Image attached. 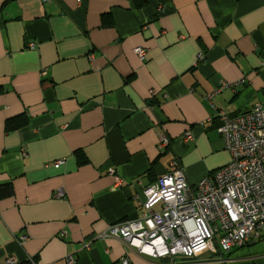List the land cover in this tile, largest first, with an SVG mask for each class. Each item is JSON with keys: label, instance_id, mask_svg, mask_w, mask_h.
<instances>
[{"label": "crops", "instance_id": "1", "mask_svg": "<svg viewBox=\"0 0 264 264\" xmlns=\"http://www.w3.org/2000/svg\"><path fill=\"white\" fill-rule=\"evenodd\" d=\"M223 83L217 110L264 104V0H0V264H264V232L173 260L99 236L175 162L194 191L231 161Z\"/></svg>", "mask_w": 264, "mask_h": 264}, {"label": "built area", "instance_id": "2", "mask_svg": "<svg viewBox=\"0 0 264 264\" xmlns=\"http://www.w3.org/2000/svg\"><path fill=\"white\" fill-rule=\"evenodd\" d=\"M29 46L34 48L35 43ZM135 52L142 59L146 56L142 47ZM203 57L199 55L200 59ZM243 82L244 79L239 80L235 85ZM229 85L223 83L207 95L214 109L212 98ZM215 119L221 120L218 130L231 161L204 176L194 191L175 162L171 172L143 189V213L111 225L100 238H120L141 254L173 260L189 259L200 250L214 254L220 250L230 252L245 245L253 235L264 232V104L257 103L237 115L217 110L210 121ZM185 138L192 139L193 133H186ZM169 145V138L161 136L160 147ZM56 196L65 195L59 190ZM26 239L22 235L19 241ZM74 262V258L69 259V263ZM8 263L14 264L15 259L9 258ZM119 264L131 263L125 257Z\"/></svg>", "mask_w": 264, "mask_h": 264}, {"label": "trees", "instance_id": "3", "mask_svg": "<svg viewBox=\"0 0 264 264\" xmlns=\"http://www.w3.org/2000/svg\"><path fill=\"white\" fill-rule=\"evenodd\" d=\"M24 117L22 115L13 117L11 119H8L7 124H6V129L10 130V129H18V128H22L23 127V123L21 122V119H23ZM86 160L84 158L81 159V162H85ZM9 187V185H8ZM35 262V261H34ZM24 264H34L33 261L29 260L27 263Z\"/></svg>", "mask_w": 264, "mask_h": 264}, {"label": "rangeland", "instance_id": "4", "mask_svg": "<svg viewBox=\"0 0 264 264\" xmlns=\"http://www.w3.org/2000/svg\"><path fill=\"white\" fill-rule=\"evenodd\" d=\"M260 101L264 102V94L261 96Z\"/></svg>", "mask_w": 264, "mask_h": 264}]
</instances>
